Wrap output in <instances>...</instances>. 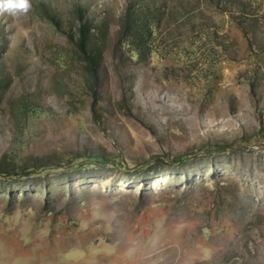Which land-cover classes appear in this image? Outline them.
I'll return each instance as SVG.
<instances>
[{
  "label": "rangeland",
  "instance_id": "rangeland-1",
  "mask_svg": "<svg viewBox=\"0 0 264 264\" xmlns=\"http://www.w3.org/2000/svg\"><path fill=\"white\" fill-rule=\"evenodd\" d=\"M135 1L159 22L145 56L119 39ZM135 1L0 15V156L63 158L0 175V264H264V0L248 37L236 0ZM77 4L109 25L98 119L66 33ZM22 98L40 112L20 132Z\"/></svg>",
  "mask_w": 264,
  "mask_h": 264
},
{
  "label": "trees",
  "instance_id": "trees-1",
  "mask_svg": "<svg viewBox=\"0 0 264 264\" xmlns=\"http://www.w3.org/2000/svg\"><path fill=\"white\" fill-rule=\"evenodd\" d=\"M135 1V0H134ZM220 0H217L219 5ZM76 21L73 26L67 30L69 38L74 42L78 52L84 62L86 77V88L90 95L91 111L94 118L98 119L100 113L98 111L99 101V67L105 51L106 36L109 30L108 23H95L86 15V10L77 4L74 6ZM230 15L245 32L248 37L250 25L256 21L257 9H255L254 0H236L231 3ZM159 9V8H157ZM156 8L148 5H140V2H131L125 8L119 23V39L122 41L123 47H127L135 56H145L149 51L150 37L157 31L159 22L155 18ZM48 16L57 24L58 20L52 12H48ZM59 26V24H58ZM9 80L7 77L0 76V93L6 88ZM40 112L37 106H33L26 98L20 101L17 112V130H24V123L33 113ZM32 164L23 168L24 164L18 163V156L14 153H4L0 156V175H11L16 171H39L42 167H49L57 164L62 165L63 158L59 154L43 153L30 155ZM89 158V161H102L107 159L106 152L99 147L98 152L89 154L88 152L78 153L72 159ZM82 164V163H81ZM21 165V166H20ZM37 169V170H36ZM140 171V170H139Z\"/></svg>",
  "mask_w": 264,
  "mask_h": 264
},
{
  "label": "clouds",
  "instance_id": "clouds-1",
  "mask_svg": "<svg viewBox=\"0 0 264 264\" xmlns=\"http://www.w3.org/2000/svg\"><path fill=\"white\" fill-rule=\"evenodd\" d=\"M30 8V0H0V15L16 17L27 13Z\"/></svg>",
  "mask_w": 264,
  "mask_h": 264
}]
</instances>
